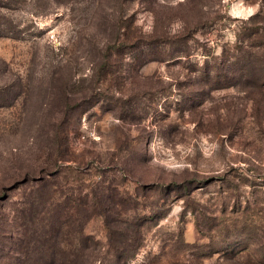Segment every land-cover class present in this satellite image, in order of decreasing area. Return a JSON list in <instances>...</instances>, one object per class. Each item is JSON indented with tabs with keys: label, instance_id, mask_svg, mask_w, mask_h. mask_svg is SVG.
Listing matches in <instances>:
<instances>
[{
	"label": "rangeland",
	"instance_id": "obj_1",
	"mask_svg": "<svg viewBox=\"0 0 264 264\" xmlns=\"http://www.w3.org/2000/svg\"><path fill=\"white\" fill-rule=\"evenodd\" d=\"M0 264H264V0H0Z\"/></svg>",
	"mask_w": 264,
	"mask_h": 264
},
{
	"label": "trees",
	"instance_id": "obj_2",
	"mask_svg": "<svg viewBox=\"0 0 264 264\" xmlns=\"http://www.w3.org/2000/svg\"><path fill=\"white\" fill-rule=\"evenodd\" d=\"M257 33H258L257 29L253 30V28L251 26H244L242 28L241 32L236 37V42L233 43V46H232L233 51H230V52H228V54H225V55H222V54H224V53H222L219 56H215L216 58L215 57L214 58L219 59L223 62H228L231 59H235V60H237V62H239L241 60H245L244 57H247V56L243 55V53L250 54L251 52L248 51L247 48H249V47L252 48V47L256 46L254 41L258 36ZM253 55L254 54H252V56ZM222 58H223V60H222ZM208 73H214V72L209 70ZM223 73L225 74V71Z\"/></svg>",
	"mask_w": 264,
	"mask_h": 264
}]
</instances>
